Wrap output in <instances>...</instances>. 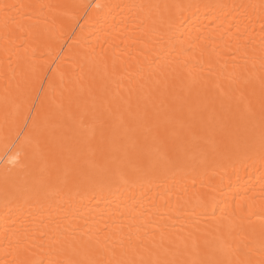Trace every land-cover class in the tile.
I'll list each match as a JSON object with an SVG mask.
<instances>
[{
  "label": "bare ground",
  "instance_id": "obj_1",
  "mask_svg": "<svg viewBox=\"0 0 264 264\" xmlns=\"http://www.w3.org/2000/svg\"><path fill=\"white\" fill-rule=\"evenodd\" d=\"M262 79L264 0H0V264H264ZM131 138L184 163L109 179Z\"/></svg>",
  "mask_w": 264,
  "mask_h": 264
},
{
  "label": "snow or ice",
  "instance_id": "obj_2",
  "mask_svg": "<svg viewBox=\"0 0 264 264\" xmlns=\"http://www.w3.org/2000/svg\"><path fill=\"white\" fill-rule=\"evenodd\" d=\"M164 7H167L165 5ZM248 81H245V86L248 85ZM52 87L51 82L49 83V88ZM71 98H69V103H71ZM128 105L127 111L129 115V123L133 126V130L135 126L138 124V121H148L152 119V116L148 113L147 110L143 112H133L131 110L130 101L126 102ZM43 107V105H42ZM261 121H262V131H261V146L264 148V79L261 80ZM55 108L57 111H62L64 108V103L61 101L56 103ZM55 113H53L54 115ZM119 122L121 125H125L124 117L121 114L119 117ZM94 120L100 125L101 128L104 127V121L102 118V114L95 116ZM81 126H86L83 119L81 120ZM127 126V125H125ZM159 127V126H158ZM32 133L34 137V146L37 151L40 149V145L43 138V130L40 124L37 122L36 118H33L32 123ZM95 134V124L90 127V136H94ZM170 133L167 128H162L157 133L156 139L160 145H163L165 141L168 139ZM33 140L30 138L28 140L29 144H32ZM104 145V136L101 134L100 141V150L103 151ZM30 158L28 154H26V159ZM111 163L116 162V158L113 156L110 159ZM163 162L165 165H175L182 166L184 161L174 160L167 153L161 151L158 147L154 152H149L145 149L142 141L139 138H131L130 141L123 148V159L120 164H116L115 167H108L107 165L104 167L103 171L106 176L110 179L112 177H118L119 180L125 184L128 183H137L144 179L147 176H155L159 173L160 168L159 164ZM122 164H126V168L121 166ZM95 167V165H92ZM72 181L76 182L77 178L82 174L79 168H72ZM68 172H66V176ZM68 181L65 180V184ZM78 186V185H77ZM48 188L50 192L59 194L61 191L59 188L55 186L54 181L50 178L48 181ZM95 198V197H93ZM200 215L202 216H215V209L213 205L203 204L200 209ZM75 230V229H74ZM110 233V225L107 223H98L95 227V230L85 227L80 232V245L82 248L91 250L93 252L99 253L101 256L104 251L107 249V246L111 240ZM121 247H123V240L120 241ZM114 251V250H113ZM71 264H78V262H71ZM88 264H125L124 261L121 260H108L105 261L103 259H95L88 262ZM216 264H221V262H216Z\"/></svg>",
  "mask_w": 264,
  "mask_h": 264
}]
</instances>
